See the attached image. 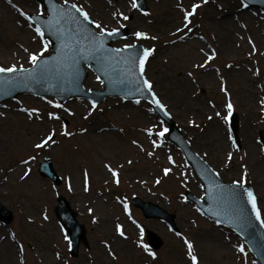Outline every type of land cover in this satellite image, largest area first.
<instances>
[{
  "label": "rangeland",
  "instance_id": "374dc122",
  "mask_svg": "<svg viewBox=\"0 0 264 264\" xmlns=\"http://www.w3.org/2000/svg\"><path fill=\"white\" fill-rule=\"evenodd\" d=\"M67 2L86 11L98 32L127 26L129 34L114 46L140 41L152 50L144 75L156 96L224 181L252 186L264 222V9L241 0H146L145 12L133 0ZM21 13L46 11L36 0H0V67H29L30 55L45 45L43 55L50 52ZM137 32L145 36L138 40ZM84 86L102 88L89 69ZM229 103L239 147L224 119ZM167 128L140 100L111 97L94 105L20 94L0 103V202L13 214L8 223L0 220V264H193L192 256L196 264H259L238 235L184 197L186 190L200 197L202 183L167 132L158 135ZM50 134L55 142L37 148ZM46 157L59 185L38 172ZM57 195L86 229L88 247L80 243L76 256L54 214ZM135 196L173 213L178 231L146 218ZM145 229L162 238L160 248H149Z\"/></svg>",
  "mask_w": 264,
  "mask_h": 264
},
{
  "label": "water",
  "instance_id": "95a60500",
  "mask_svg": "<svg viewBox=\"0 0 264 264\" xmlns=\"http://www.w3.org/2000/svg\"><path fill=\"white\" fill-rule=\"evenodd\" d=\"M36 1L42 4L46 15L28 13L27 17L32 24L41 28L43 38L49 41L50 52L43 55L36 65L32 63L29 67L16 68L17 71L13 73H0V103L20 94L52 96L59 103L73 97L87 99L93 104L111 97L144 101L168 125L169 142L181 151L185 162L202 182L203 192L200 197H196L189 190L184 192V197L205 217L238 235L257 262L264 264V222L262 217L260 221L256 220L247 196L248 190L254 193L252 186L248 183L241 185L224 181L192 148L154 90L149 91L144 87V81L147 79L144 73L141 75L140 60L144 52L150 49L140 41L123 47L114 46V41L129 34L128 27L119 28L117 34L109 37L107 32L112 30L98 32L90 17L87 21L84 20L72 7L75 3L61 4L57 0ZM241 1L246 6L264 9V0ZM135 2L138 5L136 8L141 12L147 10L146 0ZM139 33L144 35L138 37V40L145 36L144 32ZM88 69L101 82V89L85 88L84 81L88 76ZM153 96L163 107L155 103ZM229 129L239 147L238 116L234 111L230 116ZM259 142L264 150V136L261 133ZM38 172L41 176L48 177L55 185L61 183V177L53 169L49 157L39 163ZM131 200L146 218L161 219L174 231H178L173 213L136 196ZM54 214L68 234L69 254L76 256L80 243L88 247L85 226L78 222L76 212L62 195H57ZM12 218V212L0 202V220L8 223ZM145 233L149 248L155 250L162 246L163 240L155 232L145 229Z\"/></svg>",
  "mask_w": 264,
  "mask_h": 264
},
{
  "label": "snow or ice",
  "instance_id": "6c2138e0",
  "mask_svg": "<svg viewBox=\"0 0 264 264\" xmlns=\"http://www.w3.org/2000/svg\"><path fill=\"white\" fill-rule=\"evenodd\" d=\"M65 2L67 3V0H65ZM132 6H133V7H137V6H138L137 3L135 2V0H133V5H132ZM72 7H73L74 9H76V10L80 13L81 16H83L84 20L87 21V20L89 19V15H88L87 12H82V11H80V9L77 8V6H76L75 4L72 5ZM197 7H198V5H193L192 12H189V13L186 14V16H185V20L188 19V16L193 15V13L196 11ZM21 15H27V14H25V13H21ZM114 15H115V14H114ZM123 18H124L125 20L128 19L127 16H124ZM30 26H31V25H30ZM96 27H97V28H102V26H101L100 24H96ZM102 30H103V29H102ZM35 31H36V33H37V34L43 39L44 33L41 31V28H40L39 26H37V27L35 28ZM118 32H119V29H113L111 32H107V36L111 37V36L117 34ZM143 35H144V34L139 33V32L136 33V36H137V37H141V36H143ZM126 47H131V46H126ZM46 50H47V45H45V48H44V50H42L41 53L30 55L29 59H30V61L33 63V65H36V64L39 63L40 58L43 56V51H46ZM151 54H152V50H147V51H145L144 54H143V58L140 60V72H141V75H143V73H144V65H145V63L147 62L148 57H149ZM209 59H211V57H209ZM16 71H17V69H16L15 66H13V67H9V68H3V67H0V73H5V72H7V73H13V72H16ZM144 87L147 88L149 91H151L153 85H152V83H151L150 81L145 80V81H144ZM153 99L155 100V103H156L157 105H159L160 107H163V105L160 104V101L157 100V99L155 98V96H153ZM57 106L59 107V105H57ZM227 107H228V109H229V112H228V115L224 117L225 120L229 119V117H230L231 114H232V113H231V109H232V105H231V103H229V104L227 105ZM216 115L219 116L220 113H217ZM49 117H50V118H54V116H53L52 113L49 114ZM210 119H211V117H210ZM167 131H168L167 129H164L163 131L159 132L158 135L161 136V137H163ZM65 134L67 135L68 133H65ZM49 142H53V143L55 142L52 134H50V135H49L44 141H42L40 144H37L36 147H37V148H42V147H44V146H45L47 143H49ZM133 143H135V141H133ZM154 146H158V145H155V142H154ZM150 155H151V154H150ZM229 159H231V153H229ZM169 161H170V163L172 162L171 157H169ZM25 163H26V162H25ZM170 171H171V169L166 168V169H164V174H165V175H168ZM25 175H28V173L26 172ZM116 175H117V174L113 171V176H116ZM245 182H246V181L242 179V180L239 181V182H235V181H234L233 183H239V184L243 185ZM157 183H159V180L157 181ZM86 190H87V189H86ZM247 196H248V198H249V203H250V205H251V207H252V209H253V211H254V213H255V218H256V220H257V221H260V220H261V210L257 207V198H256V196L254 195V193H253L251 190H248V191H247ZM90 211H91V209H90ZM117 230H118V232H120V235H121V236L124 235V233H123L122 231H120V226H119V225L117 226ZM177 235H179V233H177ZM185 243L187 244V246H188V248H189V250H190V254H191V248H192V245H191L188 241H185ZM144 247H145V249L147 250V246L145 245ZM239 252L244 253V252H245V248H244L243 246H241V247L239 248ZM153 255H154V254H153ZM192 260H193V264H196V260H197V258H196L195 256H192Z\"/></svg>",
  "mask_w": 264,
  "mask_h": 264
}]
</instances>
